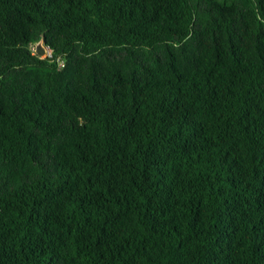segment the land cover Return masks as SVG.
<instances>
[{
  "label": "trees",
  "instance_id": "obj_1",
  "mask_svg": "<svg viewBox=\"0 0 264 264\" xmlns=\"http://www.w3.org/2000/svg\"><path fill=\"white\" fill-rule=\"evenodd\" d=\"M0 264H264V0H0Z\"/></svg>",
  "mask_w": 264,
  "mask_h": 264
},
{
  "label": "water",
  "instance_id": "obj_2",
  "mask_svg": "<svg viewBox=\"0 0 264 264\" xmlns=\"http://www.w3.org/2000/svg\"><path fill=\"white\" fill-rule=\"evenodd\" d=\"M37 53L41 56H45L46 55V47L44 46L43 43H39L37 46Z\"/></svg>",
  "mask_w": 264,
  "mask_h": 264
}]
</instances>
